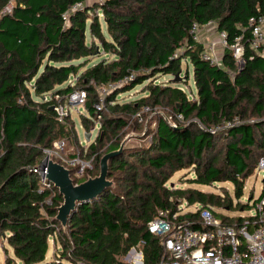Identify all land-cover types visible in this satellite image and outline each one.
<instances>
[{"label":"trees","instance_id":"trees-1","mask_svg":"<svg viewBox=\"0 0 264 264\" xmlns=\"http://www.w3.org/2000/svg\"><path fill=\"white\" fill-rule=\"evenodd\" d=\"M87 2L0 0V247L5 264H48L50 244L61 246L56 256L72 264H125L134 248L141 249L144 264H160L162 239L148 228L164 212L169 222L200 229V211L208 209L225 225L249 222L252 230L259 216H222L215 208L250 213L251 203L264 199V188L260 198L235 206L229 194L178 188L170 181L178 172L193 170L190 183L231 182L236 199L244 197L246 180L264 157V58L247 49L241 65L226 51L220 66L211 65L190 31L196 23L214 22L232 43L252 17L264 16V0ZM93 57L103 58L87 67ZM184 61L193 66V98L171 83H156L182 72ZM118 82L102 96V87ZM138 86H144L147 97L122 98ZM75 91L87 93L82 126L88 132L92 124L100 126L95 141L82 150L83 160L93 159V168L80 180L70 169L75 184L99 176L102 158L120 149L130 127L138 132L142 124L134 117L144 107L169 108L174 121L157 117L142 138H150L148 144L128 143L110 161L113 186L80 204L63 227L56 217L64 199L55 187H42L38 167L57 142L64 140L67 150L68 141L77 140L71 113L60 121L55 110ZM183 205L197 210L183 212Z\"/></svg>","mask_w":264,"mask_h":264},{"label":"built area","instance_id":"built-area-1","mask_svg":"<svg viewBox=\"0 0 264 264\" xmlns=\"http://www.w3.org/2000/svg\"><path fill=\"white\" fill-rule=\"evenodd\" d=\"M12 4L13 2L5 8L6 12H11ZM208 33L211 35L206 36ZM190 34L194 42L204 46L202 58L211 65L220 66L226 51L237 62L244 61L247 49L255 56L264 58V16L252 17L248 29L232 43L226 32L217 30L214 22L204 26L196 23L192 26ZM75 79V77L70 79L72 85ZM121 84L122 82L111 83L102 87L100 89L102 96L105 97ZM86 99L85 91H75L71 94L64 105L55 108L59 120L64 121L71 113L70 109L82 107ZM103 103L101 100V104L96 106L97 109L101 110L104 107ZM152 111L151 107L146 106L134 118L142 124L146 120L145 116ZM170 118L169 121L173 122V118ZM177 119L182 120L183 117L178 115ZM65 150L66 142L62 140L55 144V151L46 152L49 157L55 153L61 165L69 170L73 169V177L77 180L82 179L86 172L93 168V159L83 160L80 153L75 159H67ZM258 168L264 171V157L260 159ZM42 187L46 189L54 187L47 180L46 173H43ZM251 204L253 205L251 216L256 219L259 216V219L252 223V230H249V222L240 227L225 225L208 209L200 211L198 221L200 229L192 228L190 222L185 224L169 222L165 219L166 213H160L148 228L151 234L162 239L164 257L160 264H264V199ZM125 264H144L141 249H132L125 258Z\"/></svg>","mask_w":264,"mask_h":264},{"label":"rangeland","instance_id":"rangeland-1","mask_svg":"<svg viewBox=\"0 0 264 264\" xmlns=\"http://www.w3.org/2000/svg\"><path fill=\"white\" fill-rule=\"evenodd\" d=\"M102 1L103 0H88L87 3L91 6V5H95L96 3H100ZM97 13L99 15L100 22L102 24L103 29H104L105 33H107V27H106L105 20L103 18L102 11L98 10ZM89 24H90V21H89ZM208 35H211V33H208L206 36H208ZM87 40L88 41L91 40V34H90L89 26H88V31H87ZM103 57L90 58L87 67H91V66L97 64L98 62H100L102 60ZM82 62H83V60H82ZM76 63H78V62H76ZM182 78H183L182 82L174 83L173 76H171V75L161 76L158 78L156 83L161 84V85L171 83L173 86H176V87L183 89L191 98H193V96L197 95V90H196V86H195V82H194L193 66L191 63L185 62V61L183 62V64H182ZM143 87L144 86H138L131 93L123 95L122 98H125L127 100H133V99H137L140 97H147L148 93L143 92V90H142ZM152 109H153V111L151 112V114H148L145 116L146 120L139 127L138 132L132 131V129H133L132 127H130V129L127 130L128 135L124 138V140L130 136L129 137V143H130L129 145L140 146V145L148 144L150 141V138L145 140V142L142 140V138L144 137V134L147 132L146 130L148 128L152 129L153 127H155V121L157 120V117L163 116L164 118H167L168 120L171 119L170 118V116H171L170 114L172 113L171 109L164 108V107H157L155 109L154 108H152ZM70 110H71V119L76 121L75 124H76L78 136H77V140L72 139V140L68 141L69 143H68L67 150H65V155L67 158V156H70V155H73L76 153H80L81 158L84 159L86 155L84 154L85 152L82 153V150L86 151L88 149V146L91 144V142L95 141V139L98 136L100 126L92 124V127L94 126L95 128L91 129V131L88 132L82 126V122H81V113L82 114L85 113L83 110V107L71 108ZM85 115H87V114H85ZM132 122H133L132 126L136 127L137 126V125H135L136 121L133 119ZM88 134L92 135L90 138V141L86 140V136ZM82 146H85V147L83 148ZM54 151H55V149H54ZM50 157L52 159L59 160L56 157L55 153H53ZM71 170H73V169H71ZM73 179H75V177H73ZM191 179H195V173L193 172V170H183V171L178 172L174 175V177L170 181V184L173 186H176L178 188L198 189V190H201L203 192L214 193V194L220 195L222 197L229 194L231 196V198L233 199L235 206L237 204L246 205V203L251 199L252 196H254L255 199L260 198L261 194L263 192V188H264V171L260 170L259 168H257L254 171V174L246 180L244 197H242L241 200L236 199L235 188L231 182L216 183L213 186H203V185H199V184L190 183ZM182 208H183V212H195L197 206L188 207L187 205H183ZM215 211L219 215L232 216V217H238L240 215L247 216V215L253 213V212H250V213L245 212L244 208H238V210H236V211H230L229 208H225V209L215 208ZM58 249H61V246H59ZM58 249H56V247L53 248L52 244H50V250H49L48 255H47L46 263H48V264H72L71 262L67 261L66 259H62V258H59L58 256H56V252L59 251ZM0 253L3 254L2 252H0ZM0 264H3V258L1 255H0Z\"/></svg>","mask_w":264,"mask_h":264},{"label":"water","instance_id":"water-1","mask_svg":"<svg viewBox=\"0 0 264 264\" xmlns=\"http://www.w3.org/2000/svg\"><path fill=\"white\" fill-rule=\"evenodd\" d=\"M243 64L241 62V65ZM182 81V72H179L174 76V83ZM91 136L88 134L86 140L90 141ZM129 137L123 141L119 150L110 152L102 158L99 176L90 178L81 184H75L71 177L72 171L49 156L40 164L38 168L42 173H46L47 180L59 190L64 199L63 204L58 208L56 217L63 227H67L69 219L80 204L98 198L106 189L113 186V182L109 180L110 161L123 153L129 143Z\"/></svg>","mask_w":264,"mask_h":264},{"label":"crops","instance_id":"crops-1","mask_svg":"<svg viewBox=\"0 0 264 264\" xmlns=\"http://www.w3.org/2000/svg\"><path fill=\"white\" fill-rule=\"evenodd\" d=\"M0 252H2L3 254L0 253V255L2 256L3 258V264H5V250L3 248L0 247ZM10 256L13 255V250L11 248H9L8 250Z\"/></svg>","mask_w":264,"mask_h":264}]
</instances>
